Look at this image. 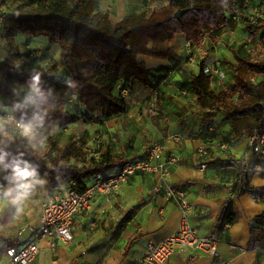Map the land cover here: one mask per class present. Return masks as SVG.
Returning <instances> with one entry per match:
<instances>
[{"label":"crops","instance_id":"1","mask_svg":"<svg viewBox=\"0 0 264 264\" xmlns=\"http://www.w3.org/2000/svg\"><path fill=\"white\" fill-rule=\"evenodd\" d=\"M170 0H94L97 11L108 12L113 24L128 15L151 12L169 4ZM183 37V36H181ZM21 50L31 42L18 35ZM42 54L55 59L59 68L61 49L58 44L34 40ZM149 68L165 66L167 61L143 58ZM152 86H133L127 101V112L102 124L84 123L59 127L51 135L64 137L62 146L72 139L78 141L82 159H71L76 165H89L90 157L100 161L109 159L107 173L118 172L126 163L143 159L154 143H161L167 155L175 154L180 162L173 166L170 181L183 190L193 204L191 225L201 235L211 234L226 209L236 217L219 244V258L198 252L185 255L178 251L166 264H264V248L252 250V241L264 235V203L250 193L232 196L238 183L240 168L237 162L247 161L244 175L250 189L264 190V158L253 154L247 144V129L236 133L222 113L215 111L209 101H199L191 91L189 78H151ZM160 87V97L153 105V86ZM75 90H72L74 92ZM154 108L156 114L150 112ZM65 114H82L84 105L66 102ZM213 130V132H210ZM173 135L181 139L173 140ZM211 136L212 140L208 138ZM225 144L226 147L222 145ZM204 147L207 154L199 149ZM87 158V160H85ZM207 164L206 169L202 165ZM60 181V180H59ZM92 181L88 185H92ZM61 182V181H60ZM157 181L153 174L139 172L116 192L101 193L91 200L90 207L77 214L72 225L74 239L68 244L58 242L53 251L48 240L40 241V251L32 264H136L151 240L159 241L172 234L180 225L181 214L175 202L163 195H154ZM52 192L48 181L45 189L31 198L24 212L13 218L8 211H0V264H8L6 250L22 245L29 233L21 234L26 225L38 226L43 202ZM129 216L127 222H120Z\"/></svg>","mask_w":264,"mask_h":264},{"label":"trees","instance_id":"2","mask_svg":"<svg viewBox=\"0 0 264 264\" xmlns=\"http://www.w3.org/2000/svg\"><path fill=\"white\" fill-rule=\"evenodd\" d=\"M14 1L21 0H2V3L6 8ZM30 1L34 2V10L25 15L10 16L9 27L6 19L5 49L1 50L3 59L0 60V100L5 104L11 103L15 99L12 88L24 86L29 73L35 69L42 73L46 86L55 90L57 105L50 112L49 119L61 128L79 121L102 124L103 118L127 112L133 86L136 83L144 87L153 85L152 70L142 59L149 57L167 62L177 59L179 54L174 46L178 39L183 47L185 41L191 42L192 48L201 47L207 31L221 28L231 18L243 21L250 35L262 30L260 36L264 38V19L253 24L247 14L240 16L243 0H170L166 6L128 15L116 24L110 21L108 12L96 10L94 0ZM250 1L264 9V1ZM229 8L237 12H230ZM179 10L186 11L181 19L176 16ZM18 35L26 37L32 47L35 39L58 44L63 68L60 69L58 62L48 56L46 62L39 64L38 55L43 56L44 51L35 48L40 46H35L31 52L34 61L23 57ZM13 58L23 61L19 70ZM238 61L230 91L216 92L211 88V73L205 60L200 63L198 73L187 81L197 99L211 102L216 112L230 120L236 133L242 135L244 129L251 131L254 128L264 131V80H258L259 76H264V60L238 57ZM160 75L156 77L163 78L165 74ZM67 77L80 85L74 92L62 83ZM251 78H256L255 82ZM152 88V93L157 92L159 100V84ZM123 91H128L127 97L123 96ZM73 94L78 97L74 103L70 102ZM66 102L82 104L86 112L65 114L62 108ZM76 143L78 141L72 139L66 146L54 144L51 162L40 151L31 153L29 158L39 163L42 175L48 173L45 178L52 186L60 181H74L77 189L84 192L96 174L109 169V159L103 157L95 161L91 157L89 165H76L71 162L77 150ZM23 144L24 141H17V146L23 148ZM243 182L245 188L241 195L250 193L264 203V190L250 189L245 175ZM224 217L232 224L236 221L229 209L224 212ZM128 218L126 216L119 225H124ZM250 248H264V235L255 238Z\"/></svg>","mask_w":264,"mask_h":264},{"label":"built area","instance_id":"3","mask_svg":"<svg viewBox=\"0 0 264 264\" xmlns=\"http://www.w3.org/2000/svg\"><path fill=\"white\" fill-rule=\"evenodd\" d=\"M240 16L248 15L253 24H258L264 19V9L250 0L242 1V10ZM6 32V8L0 0V60H2L1 50L5 49L4 40ZM184 47L188 50L192 48L189 41H185ZM256 78H251L255 82ZM123 96H128V91L122 92ZM78 99L76 94L70 97V102L74 103ZM153 105L158 102V94H153ZM150 112L156 114L154 108H149ZM210 132H213L211 130ZM173 140L181 139L178 135L171 137ZM212 140L211 136L208 138ZM247 144L249 150L262 158H264V131L254 128L247 135ZM226 147L225 144L222 145ZM202 155L207 154L204 147L199 149ZM247 156H244L237 162L240 168L241 176L237 185L232 191V196L241 195V191L245 188L243 182L244 166ZM180 162V158L175 155H167L166 148L161 143H154L148 149L143 159L126 163L118 172L107 173L101 172L94 176L92 185L84 192L77 189L74 181L69 183L60 182L52 186V192L43 202L41 216L38 226L26 225L20 230L21 234L29 233V239L24 241L22 245H11L6 250L8 264H32L37 258L40 241L48 240L51 249L54 251L58 242L68 244L73 241L74 235L72 225L77 214L88 209L91 200L96 193L110 195L118 191L130 177L139 172L153 174L157 184L153 189V194L163 195L169 202H175L181 214L179 227L165 238L148 242L142 256L137 260L136 264H166L178 251L185 255L193 253H204L211 258H219V244L222 236L226 235L232 223L222 216L215 230L209 235H201L191 225L190 213L193 204L186 196L185 192L177 185L170 181L172 168ZM207 164L202 165V169H206ZM262 202L261 199H257ZM220 264H231L229 261L220 262Z\"/></svg>","mask_w":264,"mask_h":264},{"label":"clouds","instance_id":"4","mask_svg":"<svg viewBox=\"0 0 264 264\" xmlns=\"http://www.w3.org/2000/svg\"><path fill=\"white\" fill-rule=\"evenodd\" d=\"M19 67L16 65L17 70ZM62 83L70 90L80 87L71 77ZM11 91L15 97L11 103L0 100V211H8L15 218L48 184L45 178L48 173L42 175L39 163L29 156L42 150L48 135L59 127L49 119L57 105V96L51 86H46L41 72L33 69L24 86ZM18 140L24 141L23 148L17 146ZM256 170L264 167L256 166ZM56 178L59 181L60 177Z\"/></svg>","mask_w":264,"mask_h":264},{"label":"rangeland","instance_id":"5","mask_svg":"<svg viewBox=\"0 0 264 264\" xmlns=\"http://www.w3.org/2000/svg\"><path fill=\"white\" fill-rule=\"evenodd\" d=\"M6 9L7 26L9 27L10 23L8 18L13 15H25L34 10V2L30 0L14 1L10 3V5H6ZM229 11L237 12L234 8H229ZM261 32L262 30L256 35H250L246 30L243 21L231 18L230 21L221 28L207 31L204 34L201 47L195 46V48H192L191 50L185 49L181 44V40L178 39L174 47L178 52L179 57L170 62H166L167 65L165 66H152V76L158 78L156 76H161L160 74L164 73L165 75L163 78L166 76H170V78H191L198 73L200 63L205 60L211 73V88L216 92L230 91L232 90L234 83L233 77L235 69L239 65L238 57L264 60V38L260 36ZM35 49L38 51L40 50V47H36ZM32 50L34 51V47L32 46L28 47V49H23L22 52H24L25 55L23 54L22 56L34 61V56L31 55V52H33ZM38 56L39 58L37 60L39 64L46 62V56ZM13 60L19 66L23 63L21 58H13ZM147 60L150 65V61H161L149 57ZM260 79L264 80V76H259L258 80ZM234 99H236V97H234ZM251 131L247 130V133L249 134ZM64 141V137H62L61 134L56 135V138H53L50 133L46 145L40 150V153L51 162L54 159L52 151L54 144L62 146L65 144ZM76 144L77 150L74 152L73 158L76 160L82 159L80 154L81 150L78 148V143ZM85 160H87V158Z\"/></svg>","mask_w":264,"mask_h":264},{"label":"water","instance_id":"6","mask_svg":"<svg viewBox=\"0 0 264 264\" xmlns=\"http://www.w3.org/2000/svg\"><path fill=\"white\" fill-rule=\"evenodd\" d=\"M186 13V11L183 10H179L176 12V16L178 19H181V17L183 16V14Z\"/></svg>","mask_w":264,"mask_h":264}]
</instances>
